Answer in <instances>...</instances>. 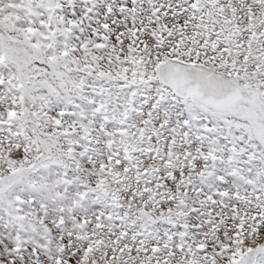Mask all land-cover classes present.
<instances>
[{"label": "snow or ice", "instance_id": "6c2138e0", "mask_svg": "<svg viewBox=\"0 0 264 264\" xmlns=\"http://www.w3.org/2000/svg\"><path fill=\"white\" fill-rule=\"evenodd\" d=\"M0 264H264V0H0Z\"/></svg>", "mask_w": 264, "mask_h": 264}]
</instances>
